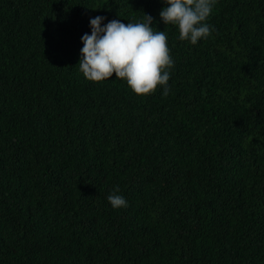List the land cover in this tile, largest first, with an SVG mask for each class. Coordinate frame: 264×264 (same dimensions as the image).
Returning <instances> with one entry per match:
<instances>
[{"label":"trees","instance_id":"16d2710c","mask_svg":"<svg viewBox=\"0 0 264 264\" xmlns=\"http://www.w3.org/2000/svg\"><path fill=\"white\" fill-rule=\"evenodd\" d=\"M103 1L0 0V264H264V0H218L195 45L162 0ZM143 13L170 93L84 78L89 18Z\"/></svg>","mask_w":264,"mask_h":264},{"label":"clouds","instance_id":"9594fccd","mask_svg":"<svg viewBox=\"0 0 264 264\" xmlns=\"http://www.w3.org/2000/svg\"><path fill=\"white\" fill-rule=\"evenodd\" d=\"M218 0H162L159 17L164 25L178 31L177 39L195 45L209 38L215 26L209 23ZM103 3L111 5L112 0ZM103 15L89 18L90 34L80 40L79 72L89 81L101 82L113 77L122 79L139 96L153 93L159 86L166 97L174 60L170 55L164 30H154V17L147 13L125 23L122 14L107 20ZM113 209L126 208L127 199L114 186L106 197Z\"/></svg>","mask_w":264,"mask_h":264}]
</instances>
